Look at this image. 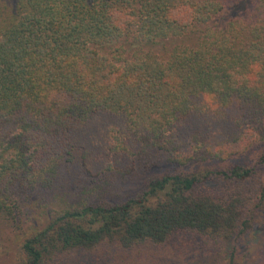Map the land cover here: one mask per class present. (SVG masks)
Here are the masks:
<instances>
[{
    "label": "trees",
    "instance_id": "trees-1",
    "mask_svg": "<svg viewBox=\"0 0 264 264\" xmlns=\"http://www.w3.org/2000/svg\"><path fill=\"white\" fill-rule=\"evenodd\" d=\"M36 193L9 264L176 240L238 264L264 214V0H0V210Z\"/></svg>",
    "mask_w": 264,
    "mask_h": 264
},
{
    "label": "rangeland",
    "instance_id": "rangeland-1",
    "mask_svg": "<svg viewBox=\"0 0 264 264\" xmlns=\"http://www.w3.org/2000/svg\"><path fill=\"white\" fill-rule=\"evenodd\" d=\"M237 2L239 6L244 7L252 0H237ZM187 40L188 37H185L182 40H170L166 43L170 46ZM241 157L245 159L248 155ZM188 168L185 167L182 170ZM161 169H165V165L149 170H138L124 185L123 191L129 192L142 186L148 177L160 174ZM210 186L208 184L207 188L213 187ZM52 206L49 195L36 193L29 198H16L9 204L8 209L0 210V264H9L14 259L24 236L46 216ZM237 263L264 264V214L261 221H258L246 234L238 252ZM73 264H213V258L196 250L194 246L178 245L176 240L164 246L148 247L126 253L120 251L115 253L106 249V253L101 257L95 251L86 252L82 255L78 254Z\"/></svg>",
    "mask_w": 264,
    "mask_h": 264
}]
</instances>
